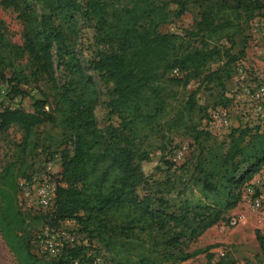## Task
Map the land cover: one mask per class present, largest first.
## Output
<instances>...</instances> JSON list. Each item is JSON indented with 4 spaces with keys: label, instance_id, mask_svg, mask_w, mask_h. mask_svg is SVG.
Wrapping results in <instances>:
<instances>
[{
    "label": "trees",
    "instance_id": "1",
    "mask_svg": "<svg viewBox=\"0 0 264 264\" xmlns=\"http://www.w3.org/2000/svg\"><path fill=\"white\" fill-rule=\"evenodd\" d=\"M1 4L18 12L23 42L10 43L0 20V78L9 82L13 96L24 95L28 85L42 79L51 85L49 95L35 101L33 112L0 110V135L12 127L24 133L20 151L0 171V235L17 264H96L100 256L102 264H181L207 252L210 247H189L229 221L242 188L264 168V125L232 127L219 142L194 119L196 112H206L196 100L197 90L165 120L158 82L178 69L184 75L178 83L199 80L225 93L235 64L246 55L250 23L264 19V0ZM192 4L198 17L184 35L160 31ZM83 28L93 29L98 47L88 60L79 48ZM222 39L227 43L219 44ZM26 56L24 67L19 61ZM99 82L106 87L105 102ZM101 104L111 119L105 125L97 117ZM180 130L198 151L195 181L207 199L213 195L212 202L176 203L172 193L177 179L147 177L143 171L142 163L156 149L168 169L174 167L168 154L177 146L167 151V144L173 145L168 132ZM38 149L48 155L45 162L60 153L62 171L54 203L43 210H24L20 180L32 179L31 159ZM69 220L76 221L74 234L83 236L82 241L66 244L59 256L38 253L37 236ZM256 237L264 262V235L258 230ZM234 263L209 255L208 264Z\"/></svg>",
    "mask_w": 264,
    "mask_h": 264
},
{
    "label": "rangeland",
    "instance_id": "2",
    "mask_svg": "<svg viewBox=\"0 0 264 264\" xmlns=\"http://www.w3.org/2000/svg\"><path fill=\"white\" fill-rule=\"evenodd\" d=\"M197 17L198 9L192 4L190 10L181 18L174 19L161 26L160 31L163 33L184 35L186 30L192 27ZM0 20L5 26L8 41L12 44H22L23 23L18 17V12L13 8L3 6L1 0ZM247 36L246 55L235 64V73L227 82L225 93L221 89L214 88L213 85L206 86L199 80H192L187 85L178 83L184 77L183 73L178 69L169 72L165 79L158 82L166 103L165 120L170 119L178 113L184 104L187 103L191 93L197 90L198 95L196 100L201 107H206V112H196L194 119L197 123H200L202 128L210 131L213 137L219 142L226 139L232 127H238L246 123L244 110L246 108L248 93L264 81L263 18H255L250 23L247 29ZM226 43L224 39L219 40V44ZM79 48L84 59L88 60L92 58L98 49L95 44L93 29H82ZM19 63L25 67L28 65V57L26 56L20 59ZM7 75L10 76L11 73L8 71ZM98 87L102 93L101 99L105 102L107 100V96L105 95L106 87L100 84V82ZM50 88L51 85L47 79H42L39 82L28 85L25 88V94L18 95L22 96L24 110L33 112L35 110V101L49 95ZM222 95L226 96L231 102L226 103L221 98ZM46 109L49 110L48 107ZM107 113L108 110L105 105L101 104L97 109V117L102 125H105V122L108 123L111 120ZM224 117L229 120V126L219 122ZM112 121L116 122L117 118L112 117ZM168 133L171 134L170 139L173 145H170V143L167 144V151L177 146L172 154H168V159H171L175 163L174 167L168 169V166L162 160V152L156 149L152 151L150 161H144L142 163L145 175L153 178L171 176L177 179V189L172 193V201L176 203L185 201L193 204L202 201L212 202L214 199L213 195L207 199L202 191L201 185L195 181V173L193 171L196 160L194 156L195 154L198 155V151H193L192 141L184 135L183 130ZM23 136L24 133L18 127H12L6 134L0 135V171L20 151L18 145L21 144ZM213 140L208 143H213ZM47 158L48 155L42 152L41 149H38L31 159V163L33 164V169L31 170L32 179L20 180V201L24 210L36 211L46 209L39 203L38 188L45 180L57 185L60 179V173L62 171L61 154L57 153L48 162H45ZM246 186L247 184L242 188V195L238 205L229 211V221L221 222L212 227L189 247V251L210 247L209 250L181 264H208L209 255L211 254H213L214 260L223 257L232 258L235 261L234 264H264V262H260L262 252L256 237L258 230L264 235V220L246 202ZM233 219L239 220L238 223L233 225ZM76 228V221L69 220L63 223L59 229H56L54 233L56 236L61 231L74 233ZM47 230L41 236H45ZM75 235L78 241H82L83 236L79 234ZM39 236L40 234L37 237ZM86 241L84 240L85 243ZM35 244L37 252L42 254L45 251L44 243L37 241ZM101 260L102 257H98L96 264H102ZM0 264H17L1 235Z\"/></svg>",
    "mask_w": 264,
    "mask_h": 264
},
{
    "label": "built area",
    "instance_id": "3",
    "mask_svg": "<svg viewBox=\"0 0 264 264\" xmlns=\"http://www.w3.org/2000/svg\"><path fill=\"white\" fill-rule=\"evenodd\" d=\"M9 82L0 78V110L23 108L22 96H13ZM244 110L245 122L250 126L264 125V81L259 83L248 93ZM217 119V118H216ZM221 124L229 126V120L224 117L219 120ZM57 185L45 180L38 188L39 203L42 207H50L56 197ZM245 200L250 208L264 220V168L255 175L252 182L246 186ZM239 220L233 219V225ZM54 229L47 230L45 236H39L38 241L44 243L43 254L59 256L66 244L75 245L77 237L69 231H61L57 236ZM75 264H78L77 262Z\"/></svg>",
    "mask_w": 264,
    "mask_h": 264
}]
</instances>
